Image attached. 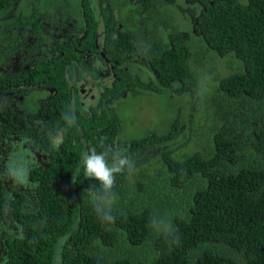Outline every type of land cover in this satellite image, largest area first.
Returning a JSON list of instances; mask_svg holds the SVG:
<instances>
[{"label":"trees","instance_id":"obj_1","mask_svg":"<svg viewBox=\"0 0 264 264\" xmlns=\"http://www.w3.org/2000/svg\"><path fill=\"white\" fill-rule=\"evenodd\" d=\"M188 1L169 6L149 0L143 8H148V20L158 22L160 37L138 45L124 29L118 49L124 65L137 61L154 70L157 84L150 90L155 92L167 83L182 84L179 90L188 94L189 86L197 87L188 66V41L240 63L242 71L221 79L209 96L218 124L206 146L179 153L169 145L176 133L173 123L128 137L118 104L90 118L84 111L82 130L69 126L64 114L74 110L76 121L81 108L77 99L67 97L65 65L54 58L43 63L31 78L56 89L46 120L40 126L23 123L18 130L7 129V118L0 125L6 134L20 131L26 145L40 146L48 155L46 167L33 156L28 159L32 164L20 179L29 188L20 190L6 179L0 184V212L3 208L4 215L17 214L19 220L6 219L3 225L10 234L2 239L3 264H264V0H198L203 8L200 15L196 11V23L184 12L190 9ZM132 15L136 20L137 12ZM200 72L198 82L207 80L210 88L211 76ZM140 87L127 95L147 92ZM177 129L184 132V126ZM149 131L152 137H146ZM158 143L164 147L155 151ZM93 148L110 150L109 164L113 153L134 162L131 171L115 176L111 223L102 222L95 210L94 200L104 193L98 181L85 176L81 162ZM30 190L38 191L37 205H24L19 212L9 204V197L18 199Z\"/></svg>","mask_w":264,"mask_h":264},{"label":"flooded vegetation","instance_id":"obj_2","mask_svg":"<svg viewBox=\"0 0 264 264\" xmlns=\"http://www.w3.org/2000/svg\"><path fill=\"white\" fill-rule=\"evenodd\" d=\"M180 1L183 0H164L171 6H177ZM148 4L149 0H0V125L5 118L8 119L7 129L18 130L23 123L43 124L48 114L46 107H50L48 101L55 98L56 89L31 77L40 74L43 63L49 64L53 58L54 62L58 60L65 65L66 96L71 102L77 99L80 103L81 114L73 124L79 130L84 129L79 122L84 111L90 118L98 110L107 109L108 102L113 99L133 97L127 94L135 84L140 85L142 91L155 92L150 90L157 84L154 70L149 71L148 66L139 65L137 61L124 65L122 50L118 49L122 36L128 35L138 45L146 44L150 37H160L162 31L155 27L158 22L148 20V8H143ZM196 4L198 0L195 4L189 0L190 9L184 10L194 23L196 11L200 15L203 8ZM137 7L141 9L136 10ZM135 11L136 20L131 18ZM9 23L15 25L8 29ZM4 41L8 45L4 46ZM169 88L167 83V87L157 93ZM19 133L6 134L0 129V184L6 179L7 183L19 185L22 190L28 187L21 179V183L16 179V171L20 178L32 164L29 158L33 156L42 164L48 155L40 146L26 145ZM153 134L149 131L146 137ZM73 139L79 140V135ZM161 147L164 144L158 143L152 149L157 151ZM7 191L10 193L9 189ZM37 192L30 190L23 196L37 205ZM6 219L17 222L3 214L0 231L8 223ZM3 238L4 234L0 236V264L4 263L7 253L3 249L6 245Z\"/></svg>","mask_w":264,"mask_h":264},{"label":"rangeland","instance_id":"obj_3","mask_svg":"<svg viewBox=\"0 0 264 264\" xmlns=\"http://www.w3.org/2000/svg\"><path fill=\"white\" fill-rule=\"evenodd\" d=\"M199 40L204 44L201 39ZM188 47L190 53L188 66L194 73L197 82V87L193 86V84V87L190 88L189 86L188 91L190 94L181 92L179 90L180 86L174 83L164 93L150 91L125 98L120 102H115L114 99L108 102L110 108H115L116 104H118L119 111L125 113L123 115L127 118L124 124V134L126 136L141 135L146 128L162 130L173 123L176 125V133L172 143H169V145L171 147L175 145L179 153L188 154L201 150L206 146L207 135L211 128H216L218 124L212 115L209 96L218 87L221 79H227L229 74L242 71V67L230 54L221 56L211 49L208 50L204 47L199 48L191 45L189 41ZM200 71L207 72L211 76L210 88L208 87L210 82L207 83V80L203 84L198 82ZM184 82L186 81L184 80ZM158 108L162 110L161 113L157 111ZM182 126H184V132H178L177 127ZM186 140L184 147L182 144ZM16 179L20 182L18 170L16 171ZM2 190L4 191V188ZM9 198H11L9 199V204H11V201L15 205L13 207L19 212L23 210V204L32 205L24 196L17 199L12 195ZM0 215L1 222L3 208ZM12 216L15 221L19 222L17 214ZM2 234H4V237L9 238L10 234L6 232V228L0 231V236Z\"/></svg>","mask_w":264,"mask_h":264},{"label":"clouds","instance_id":"obj_4","mask_svg":"<svg viewBox=\"0 0 264 264\" xmlns=\"http://www.w3.org/2000/svg\"><path fill=\"white\" fill-rule=\"evenodd\" d=\"M179 86H182V84ZM64 119L69 126H72L76 118L74 113L71 115L65 113ZM108 151L110 150L98 153L94 148L90 149L83 154L81 162L85 176L98 181L104 193L103 199L94 200L95 210L102 222L111 223L115 220L111 207L114 197L110 195L115 185V176L125 169L131 171L134 168V162L127 156L113 153L112 163L109 164ZM13 175H15L14 172Z\"/></svg>","mask_w":264,"mask_h":264},{"label":"crops","instance_id":"obj_5","mask_svg":"<svg viewBox=\"0 0 264 264\" xmlns=\"http://www.w3.org/2000/svg\"><path fill=\"white\" fill-rule=\"evenodd\" d=\"M1 44V43H0ZM2 57H0V59H1ZM115 102H118V101H115ZM42 165L44 166V167H46V165H47V163L45 162V163H42ZM27 186V185H26ZM28 187V186H27ZM29 188V187H28ZM40 200V199H39Z\"/></svg>","mask_w":264,"mask_h":264}]
</instances>
